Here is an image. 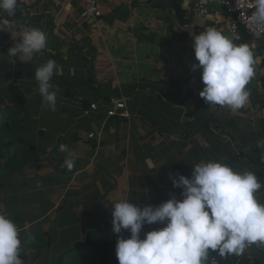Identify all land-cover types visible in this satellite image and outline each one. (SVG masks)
I'll list each match as a JSON object with an SVG mask.
<instances>
[{"label": "crops", "instance_id": "0c3cea01", "mask_svg": "<svg viewBox=\"0 0 264 264\" xmlns=\"http://www.w3.org/2000/svg\"><path fill=\"white\" fill-rule=\"evenodd\" d=\"M179 2L98 0L99 18L87 14L86 0H18L14 15L0 10V107L21 110L24 137L37 150L0 188L1 205L13 208L9 216L20 230L22 264H119L112 205L182 199L170 174L190 177L199 163L255 173L262 184L255 196L264 204V167L253 162L264 152V62L246 85L243 108L210 107L200 96L202 69L192 70L194 37L208 28L230 36L233 17L221 8L217 18L199 14L193 1ZM33 27L46 33V47L25 62L9 56L21 29ZM256 39L254 55L264 56V37ZM50 59L59 66L50 81L55 111L35 78ZM122 100L129 115L109 116ZM70 153L71 171L64 164ZM164 226L146 225L141 238ZM212 257L261 264L248 250L227 257L210 251L206 264Z\"/></svg>", "mask_w": 264, "mask_h": 264}, {"label": "clouds", "instance_id": "9594fccd", "mask_svg": "<svg viewBox=\"0 0 264 264\" xmlns=\"http://www.w3.org/2000/svg\"><path fill=\"white\" fill-rule=\"evenodd\" d=\"M252 20L264 27V0H254ZM18 0H0V10L14 15ZM22 38L8 50V55L25 62L47 45L46 33L39 28H22ZM256 35V34H255ZM15 38V37H14ZM194 51L202 69L205 85L200 92L212 106L243 108L249 101L246 85L264 62L248 43L237 44L225 32L208 28L194 37ZM59 73L56 61L48 60L37 68L35 78L39 92L52 111L56 93L50 81ZM61 152H68L61 144ZM72 170L75 159L64 161ZM173 187L181 189L182 199L173 195L159 206H140L121 199L112 205V229L118 235L116 256L119 264H206L210 251L220 257L241 255L246 248L264 244V204L255 193L262 187L258 176L250 171L237 172L230 165L216 161L199 163L191 176L170 174ZM162 224L141 233L146 225ZM123 233H130L125 238ZM20 230L16 223L0 212V264H22ZM213 260L215 257H212Z\"/></svg>", "mask_w": 264, "mask_h": 264}, {"label": "built area", "instance_id": "2783aa9c", "mask_svg": "<svg viewBox=\"0 0 264 264\" xmlns=\"http://www.w3.org/2000/svg\"><path fill=\"white\" fill-rule=\"evenodd\" d=\"M193 1L194 11L199 14L212 16L217 18L220 15L219 9L221 8L229 16L233 17L228 22L227 32L234 40L240 41L245 39L253 48L259 46L257 36L264 37V27H259L252 20V14L255 10L254 0H188ZM87 14L99 18L101 10L99 8L98 0H86ZM256 34V35H255ZM92 109H98L96 103L91 105ZM120 113L123 116H128L126 101L122 100L116 102L115 105L108 111L109 116H115ZM93 136V135H92ZM250 247H255L264 252V244H254L246 248L247 251ZM212 264H220L215 258L212 259Z\"/></svg>", "mask_w": 264, "mask_h": 264}, {"label": "trees", "instance_id": "16d2710c", "mask_svg": "<svg viewBox=\"0 0 264 264\" xmlns=\"http://www.w3.org/2000/svg\"><path fill=\"white\" fill-rule=\"evenodd\" d=\"M25 132V119L20 109L0 107V188L9 183L18 170L35 160L37 150L25 139ZM253 162L264 167V152ZM21 257L26 259L25 255L20 254Z\"/></svg>", "mask_w": 264, "mask_h": 264}, {"label": "water", "instance_id": "95a60500", "mask_svg": "<svg viewBox=\"0 0 264 264\" xmlns=\"http://www.w3.org/2000/svg\"><path fill=\"white\" fill-rule=\"evenodd\" d=\"M234 41L236 43H243V42H245V39H242L240 41H237V40H234ZM248 252L253 259L260 262L261 264H264V252L263 251L258 250L255 247H250L248 249Z\"/></svg>", "mask_w": 264, "mask_h": 264}, {"label": "rangeland", "instance_id": "374dc122", "mask_svg": "<svg viewBox=\"0 0 264 264\" xmlns=\"http://www.w3.org/2000/svg\"><path fill=\"white\" fill-rule=\"evenodd\" d=\"M28 142H30V141H28ZM5 202H6V201H5ZM5 202H4V203H5ZM0 212H3L6 216H8V217L10 218L9 213L12 214V212H13V208L10 207V208L6 209L5 207H3V206L1 205V202H0Z\"/></svg>", "mask_w": 264, "mask_h": 264}]
</instances>
